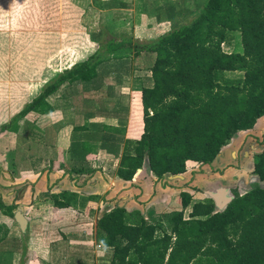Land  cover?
Listing matches in <instances>:
<instances>
[{
	"label": "trees",
	"instance_id": "1",
	"mask_svg": "<svg viewBox=\"0 0 264 264\" xmlns=\"http://www.w3.org/2000/svg\"><path fill=\"white\" fill-rule=\"evenodd\" d=\"M115 1L95 3L106 9ZM152 10L158 20L195 16L145 42L105 28L92 33L98 49L56 72L0 131L10 130L15 119L29 113H51L49 99L63 86L92 87V97L107 101L119 76L112 72L125 71L141 58L153 84L142 88L144 129L139 138L123 140L117 135L122 128L92 130L86 122L74 128L73 156L85 159L87 140L100 142L102 149L120 157L117 174L126 180L146 158L158 179L184 173L191 164L212 163L239 131L252 129L264 117V0H206L196 10H176L165 2ZM231 32H240L243 51L224 50ZM228 72L242 75L230 77ZM93 100L86 99L89 107ZM253 172L259 181L244 194L235 189L223 211H216L212 198L193 201L187 192L179 200L184 209L192 205L189 219L183 209L149 220L139 209L115 206L98 218L95 241L112 249L110 264H264V150L255 155ZM54 198L57 207L70 204L67 192ZM0 208L14 216L16 206L0 200ZM8 233L0 223V243Z\"/></svg>",
	"mask_w": 264,
	"mask_h": 264
},
{
	"label": "crops",
	"instance_id": "2",
	"mask_svg": "<svg viewBox=\"0 0 264 264\" xmlns=\"http://www.w3.org/2000/svg\"><path fill=\"white\" fill-rule=\"evenodd\" d=\"M194 2L196 4L197 1ZM152 3L154 0H151ZM181 9L176 7V10ZM154 17L160 23L171 22L175 18L158 20L155 14ZM142 68L145 70L130 66L125 71L112 72L119 76L111 90L115 95L107 100V104L116 105L125 119L121 117L117 121L116 117H110L112 113H104V109L95 106L94 100L90 107L86 101L85 106L78 101L76 105L69 94L63 97L60 89L49 99L54 107L51 113H29L19 120L16 130L0 131V200L6 205L16 206L13 217L0 208V223L6 225L9 231L7 240L0 244V264H100L102 261L110 264L112 249L97 244L94 233L98 218L113 207L139 209L147 219L161 220L172 211L184 210L179 200L182 192L190 193L193 201H200L208 198V190L220 186H229L240 192L248 190L250 181L245 180L241 172H244L251 155L243 149L241 156L245 154L247 157L238 161V151H234L233 147H240L246 135L261 126L260 119L252 129L239 131L212 163L191 164L180 176L167 173L158 179L153 171L143 168L132 179H123L117 174L120 157L102 149L100 142L99 149L88 151L85 159L73 156L70 147L74 128L86 122L92 130L103 125L122 128L124 132L117 135L123 140L136 137L137 132L132 127L139 119L136 114L143 115L142 98L135 101L134 97L132 100L130 97L129 101L130 95H125L122 89L132 85L131 93L138 90L142 95V88L153 84L149 74H142L143 71H151ZM125 79L131 80L132 84L120 83ZM133 83L141 84V87L136 88ZM117 85L121 90H117ZM124 99L128 102L124 103ZM25 104L11 115L7 112L0 120V126L10 122ZM60 112L61 118L58 116ZM74 114L83 116L82 122L76 123ZM87 114L91 117L86 118ZM262 150L264 148L260 152ZM252 181H259V177L254 174ZM65 192L70 194V204L57 207L54 195ZM59 200L65 201L63 198ZM44 206L50 209L57 207L58 211L50 215L39 212ZM18 210L27 220L26 230H22L17 221L15 214ZM56 213L60 215L55 217ZM74 219L78 221L73 223ZM27 255H32L30 261L26 260Z\"/></svg>",
	"mask_w": 264,
	"mask_h": 264
},
{
	"label": "rangeland",
	"instance_id": "3",
	"mask_svg": "<svg viewBox=\"0 0 264 264\" xmlns=\"http://www.w3.org/2000/svg\"><path fill=\"white\" fill-rule=\"evenodd\" d=\"M197 1L198 6L196 7L194 0H154L150 8L148 2L150 4L151 0H144L147 7L142 0H117L112 7L101 9L95 0H0V120L7 112H10L9 115L13 114L21 105L36 95L42 89L43 84L50 80L56 72L93 54L99 45L92 40V33L105 28L117 36L129 35L141 42L152 40L168 32L175 25L188 23L195 16V13H185L175 17L171 22L160 23L155 20V17L153 18L152 9L156 4L169 2L175 4L178 9L189 6L196 10L206 0ZM222 46L229 52L243 51L240 32L229 33L228 39ZM145 64V61L139 58L133 66L141 70ZM142 74L144 76L149 74L148 76L152 77V73L148 71H143ZM227 75L239 77L242 72H228ZM120 83L129 86L132 84L129 79ZM133 84L136 88L141 87V84ZM131 87L132 85L122 89L125 91V95H130L129 101L132 100V97L135 101L141 100V93L137 89L131 93ZM91 88L83 85L66 88L63 86L60 93L63 97L65 94H69L74 104L78 101L83 102L84 106L86 99L90 97L94 99L95 106L104 109V113H112L110 117H116L117 121L121 117L124 118L122 111L119 112L116 105L107 104L108 101L103 102L106 100L105 97H92L95 92ZM119 89L121 90L120 85H117V90ZM113 95L115 94L107 96V100ZM51 100L54 101V98L52 97ZM125 102L127 103L128 100L124 99ZM63 109L67 108L63 106ZM9 115L7 116L9 117ZM58 116L61 118L62 112ZM136 116L139 119L134 122L135 125L132 127L137 132L133 140L138 139V134L142 128L144 129L143 115L138 113ZM82 118L83 116L74 114L76 123L82 122ZM20 119H15L11 129L16 130ZM259 123L261 126L258 125L255 131L248 133L240 147H233L234 151H238L236 157L238 161L247 157L245 154L244 157L243 154L241 156L243 149L251 155L244 172H241L243 178L250 181L248 190L253 184V181L251 182V178L254 176L253 162L255 158L253 160V154L256 155L264 148V117L260 118ZM87 141L90 150L99 149L97 141ZM41 208L42 210L39 212H48L49 215L58 211L57 207L50 209L48 206H44ZM48 214L47 218H49ZM56 215L59 216L60 213H56L55 217ZM77 219H74L73 223H76ZM1 246L5 255V244ZM30 258L32 259V255L26 256L27 261H30ZM100 264L107 263L102 261Z\"/></svg>",
	"mask_w": 264,
	"mask_h": 264
},
{
	"label": "water",
	"instance_id": "4",
	"mask_svg": "<svg viewBox=\"0 0 264 264\" xmlns=\"http://www.w3.org/2000/svg\"><path fill=\"white\" fill-rule=\"evenodd\" d=\"M143 168H148L150 172L152 171L148 158L145 159L143 167L138 169V171H140ZM168 174L172 175V173H168ZM177 176H180V174H177ZM246 191L248 190H245L243 192L239 191V193L244 194ZM206 196L214 200L216 211H223L233 201V199L235 198V193H234V189L229 186H220L215 190H208L206 192ZM15 215H16L17 221L21 225L22 230H26L27 220L24 214L20 210H18Z\"/></svg>",
	"mask_w": 264,
	"mask_h": 264
},
{
	"label": "built area",
	"instance_id": "5",
	"mask_svg": "<svg viewBox=\"0 0 264 264\" xmlns=\"http://www.w3.org/2000/svg\"><path fill=\"white\" fill-rule=\"evenodd\" d=\"M183 213H184V218L185 219H189L190 218V213H191V208H185L183 210Z\"/></svg>",
	"mask_w": 264,
	"mask_h": 264
}]
</instances>
